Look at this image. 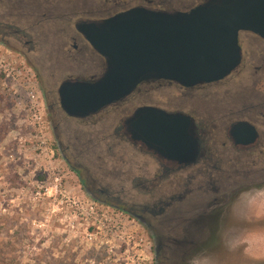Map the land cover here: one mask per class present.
I'll return each instance as SVG.
<instances>
[{
    "label": "rangeland",
    "instance_id": "rangeland-1",
    "mask_svg": "<svg viewBox=\"0 0 264 264\" xmlns=\"http://www.w3.org/2000/svg\"><path fill=\"white\" fill-rule=\"evenodd\" d=\"M38 4L40 10L48 8L44 0ZM53 5L55 14L64 17L98 9L95 0H54ZM15 12L10 16L0 9V22L26 26L34 18ZM34 14L42 15L37 11ZM58 19L60 26L63 19ZM44 32L39 34L44 40L65 39L62 28L56 35L46 29ZM242 45L243 50H264L258 40L243 39ZM259 59L261 53L245 57L249 69L228 87L232 93L220 92L226 102L238 101L236 92L241 98L250 97L239 92V87L254 79L250 68ZM33 60L40 66L37 72L22 56L0 44V264H169L168 259L175 263L170 252L157 261L155 239L148 226L130 214L114 212L112 207L92 200L59 149L62 144L70 158L80 154L77 158L84 177L120 195L124 192L125 202L151 203L181 195L183 199L151 222L167 239L181 237L185 220L216 196L204 188L213 174L203 169L195 179H177L143 192L134 182L153 180L157 170L131 143L115 135L120 122L137 107L163 102L170 93L137 94L108 110L96 123L58 121L47 108L43 92L53 90L64 77L79 70L51 67L47 56ZM88 72L92 75L94 69ZM188 104L210 121L220 108L212 96L189 99ZM225 215L217 245L195 264H264V189L238 194ZM167 245L173 247L170 242Z\"/></svg>",
    "mask_w": 264,
    "mask_h": 264
},
{
    "label": "flooded vegetation",
    "instance_id": "flooded-vegetation-1",
    "mask_svg": "<svg viewBox=\"0 0 264 264\" xmlns=\"http://www.w3.org/2000/svg\"><path fill=\"white\" fill-rule=\"evenodd\" d=\"M39 1L0 0V9H4L10 16H13V12L16 11L15 13H20V16L34 17L29 20L26 26L0 22V44L22 56L35 72L40 70V66L33 60V57L37 56L50 57L51 67L79 70L78 74L72 73V75L64 77L53 90L43 92L45 103L58 121L73 119L80 122L96 123L105 116L108 110L117 106L88 118H73L63 109L60 100L59 90L64 82L69 80L94 82L99 80L107 69L106 59L92 46L80 27L85 23L100 22L131 9L144 8L178 12L199 5L205 0H95L98 5L96 11H78L79 13L74 12L65 17L55 14L53 11L54 0H44L48 3V8L41 10L38 8ZM36 11L41 12L42 15H35ZM27 17L25 19H28ZM58 17L63 19L60 26ZM60 28L65 32L63 40L57 38L44 40L43 36L39 35L45 33L44 29L52 31V34L56 35ZM243 39L248 42L258 40L264 44V39L257 35L241 33L239 41L242 47L243 62L235 72L222 81L192 88L168 81H151L139 86L132 97L145 92L149 93L148 95H154L157 91L170 93L163 102L142 105L136 109L155 107L172 115L188 116L196 127L199 151L194 161L179 162L166 158L141 143L131 141L126 135L124 123L135 113L132 111L120 122L115 135L117 139L131 143L136 152H141L148 164L157 170L151 181L136 179L135 188L143 192H151L157 185L171 184L173 180L186 177V179L189 177L190 180L195 179L198 172L205 169L209 175H213L208 177L204 188L216 194L208 204L213 202L212 199L216 204L212 209L206 210L207 207H205L200 212H224V210L227 212L232 206L233 198L238 194L264 189V50H243ZM251 53L252 55L261 53L262 59L257 61L254 68H250L254 79L246 80L245 84L239 87V92L250 97L241 98L240 94L236 92L235 95L239 97L238 101L226 102L225 97L220 96V92L226 94L230 91L232 93L228 87L236 84L243 77L244 71L249 69L245 66L244 61L245 57ZM85 66H88V69L93 68L94 73L89 75L88 69L83 68ZM79 72L87 73L89 76ZM199 96H212L215 97V101H218L219 112L211 119L212 121L189 107V99L199 98ZM239 100L245 101V103L248 101V103L239 104L241 102ZM56 126L55 129L58 130ZM214 130L215 132H213ZM59 149L69 168L79 178L82 190L95 202L112 207L114 212L130 214L151 224L154 217L167 212L173 203L182 198L181 195H175V197H166L165 200L151 203L125 202L124 192L120 195V193L112 191L109 186H101L94 181L98 186L90 178L84 177L82 166L78 163L77 158H80V154L72 155L71 159L65 153L66 149L62 144L59 145ZM191 173H195V175H189ZM168 260L169 264H172V260Z\"/></svg>",
    "mask_w": 264,
    "mask_h": 264
},
{
    "label": "water",
    "instance_id": "water-1",
    "mask_svg": "<svg viewBox=\"0 0 264 264\" xmlns=\"http://www.w3.org/2000/svg\"><path fill=\"white\" fill-rule=\"evenodd\" d=\"M80 30L106 59L107 69L94 82H64L59 94L69 116L88 118L122 105L147 82L168 81L192 88L229 77L243 62L241 33L264 39V0H205L178 12L136 8L85 23ZM134 111L124 123L131 141L171 160H195L199 144L191 118L155 107ZM225 214L224 210L193 215L183 224L184 234L175 240L137 219L154 236L157 261L170 252L176 260L173 264H195L217 245Z\"/></svg>",
    "mask_w": 264,
    "mask_h": 264
}]
</instances>
